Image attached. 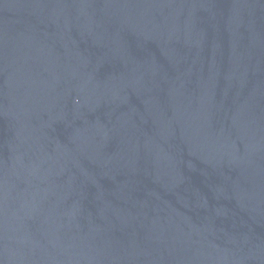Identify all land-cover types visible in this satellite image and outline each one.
<instances>
[{
  "label": "water",
  "instance_id": "95a60500",
  "mask_svg": "<svg viewBox=\"0 0 264 264\" xmlns=\"http://www.w3.org/2000/svg\"><path fill=\"white\" fill-rule=\"evenodd\" d=\"M0 264H264V0H0Z\"/></svg>",
  "mask_w": 264,
  "mask_h": 264
}]
</instances>
